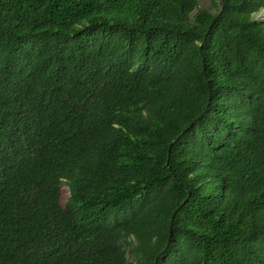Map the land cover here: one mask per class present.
I'll list each match as a JSON object with an SVG mask.
<instances>
[{
    "label": "trees",
    "instance_id": "1",
    "mask_svg": "<svg viewBox=\"0 0 264 264\" xmlns=\"http://www.w3.org/2000/svg\"><path fill=\"white\" fill-rule=\"evenodd\" d=\"M263 12L0 0V264H264Z\"/></svg>",
    "mask_w": 264,
    "mask_h": 264
},
{
    "label": "rangeland",
    "instance_id": "2",
    "mask_svg": "<svg viewBox=\"0 0 264 264\" xmlns=\"http://www.w3.org/2000/svg\"><path fill=\"white\" fill-rule=\"evenodd\" d=\"M211 0H203V2L205 4H209ZM264 13V12H263ZM262 15V14H261ZM260 15H258L257 17H259ZM72 195H71V192H70V189L67 185H64L63 189H62V196H61V202H62V205L64 207H67L69 206V201L71 199Z\"/></svg>",
    "mask_w": 264,
    "mask_h": 264
}]
</instances>
